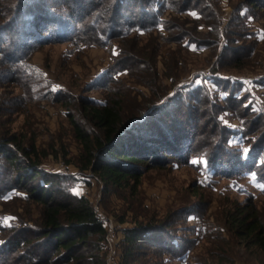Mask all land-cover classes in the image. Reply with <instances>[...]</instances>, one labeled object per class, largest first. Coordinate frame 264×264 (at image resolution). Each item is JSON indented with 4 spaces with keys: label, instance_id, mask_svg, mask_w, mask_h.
Segmentation results:
<instances>
[{
    "label": "rangeland",
    "instance_id": "1",
    "mask_svg": "<svg viewBox=\"0 0 264 264\" xmlns=\"http://www.w3.org/2000/svg\"><path fill=\"white\" fill-rule=\"evenodd\" d=\"M6 1L0 0V9ZM42 1L58 8L62 0ZM201 2L202 16L168 10L161 15L165 26L107 45L62 41L38 46L28 58L32 90L19 79L0 77V135H14L24 146L34 145L42 170L58 175L68 192L87 197L105 226L110 220L112 232L106 228L99 252L105 264L108 259L120 263L124 232L138 224L156 227L151 239L160 244L141 247L138 262L144 264H262L259 249L239 237L228 218L249 202L248 211L264 230V179L257 181L252 174L234 178L213 174L204 157L187 153L196 147L192 142L176 158L165 150L147 156L137 167L141 177L136 188L106 190L91 172L78 169L81 147L70 121L95 132L84 117L85 102L116 103L124 122L145 118L152 111H162V117L177 116L178 112L181 116L193 104L184 103L179 111L180 106L171 100H177L180 91L201 86L213 98L220 97L217 82L225 80L239 89L237 95L246 98L245 105L264 109V0L252 6L246 0ZM135 13L139 14L138 8ZM124 62L131 68L117 73ZM212 68L218 75L214 76ZM223 116L226 125L238 124ZM198 126H184L178 137L181 131L198 136ZM140 127L145 128L143 124ZM141 130L132 138L142 146ZM40 211L24 200L0 202V214L13 212L30 224L37 225ZM9 220L8 216L2 219L5 224ZM161 225L170 227L166 230L158 227Z\"/></svg>",
    "mask_w": 264,
    "mask_h": 264
},
{
    "label": "trees",
    "instance_id": "2",
    "mask_svg": "<svg viewBox=\"0 0 264 264\" xmlns=\"http://www.w3.org/2000/svg\"><path fill=\"white\" fill-rule=\"evenodd\" d=\"M246 1L252 6L258 0ZM60 3L56 8L52 2L42 0L4 2L0 9L4 18L0 23V77L6 75L7 80L15 82L19 79L22 86L29 84L32 90L34 80L28 58L42 44L68 41L107 45L133 33L165 26L161 17L165 11H193L202 16L204 8L201 0H62ZM86 4L88 8H84ZM137 8L139 14L135 13ZM191 43L203 44L187 42ZM129 68L126 62L121 63L117 73ZM212 72L218 75L216 68ZM103 74L108 76V72ZM217 83L221 88L220 97L213 98L201 86L180 91L178 99L171 100L180 106L179 111L184 103L193 104L181 116L178 112L177 116L162 117L161 107L157 108L161 111L159 114L152 111L145 118L124 122L116 103H82L84 117L95 132L70 121L81 147L79 172H91L106 190L136 188L141 177L137 167L145 163L147 156L165 150L176 158L192 142L196 147L187 153L204 157L207 170L213 169V174L226 178L252 174L262 182L264 109H256L252 103L245 105L246 98L237 95L239 89L228 86L225 80ZM224 114L238 124L226 125L222 119ZM142 124L145 128L140 127ZM196 125V131L200 129L198 136L190 137L181 131L178 137L179 129L184 126L195 129ZM136 129L144 133L139 137L144 139L142 146L132 138ZM125 138L129 140L124 142ZM182 157L186 160L187 155ZM39 158L34 145L24 146L14 135H0V202L19 199L41 209L35 221L37 225L23 221L13 212L0 214L1 261L3 264H105L99 254L106 233L102 216L87 197L68 192L58 175L42 170ZM250 204L230 214L228 224L247 244L259 249L264 264V230L248 211ZM5 216L10 218L7 224L2 221ZM158 227L167 230L170 225ZM152 229L156 227L138 224L125 230L119 264H144L138 262L141 247L160 245L151 239ZM167 245L165 242L164 247Z\"/></svg>",
    "mask_w": 264,
    "mask_h": 264
},
{
    "label": "built area",
    "instance_id": "3",
    "mask_svg": "<svg viewBox=\"0 0 264 264\" xmlns=\"http://www.w3.org/2000/svg\"><path fill=\"white\" fill-rule=\"evenodd\" d=\"M110 220H108V222H106V226H105V229L107 227H109V232H112V229H113V226H111V222H109ZM108 236V239H109V233L107 234ZM110 240V239H109ZM106 264H117L114 260H107Z\"/></svg>",
    "mask_w": 264,
    "mask_h": 264
}]
</instances>
